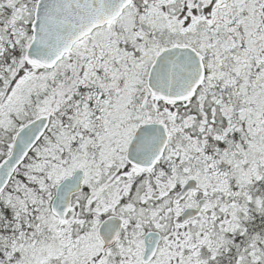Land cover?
Here are the masks:
<instances>
[{"label":"snow or ice","instance_id":"1","mask_svg":"<svg viewBox=\"0 0 264 264\" xmlns=\"http://www.w3.org/2000/svg\"><path fill=\"white\" fill-rule=\"evenodd\" d=\"M0 264H264V0H0Z\"/></svg>","mask_w":264,"mask_h":264}]
</instances>
